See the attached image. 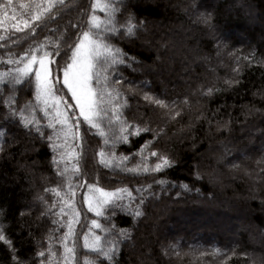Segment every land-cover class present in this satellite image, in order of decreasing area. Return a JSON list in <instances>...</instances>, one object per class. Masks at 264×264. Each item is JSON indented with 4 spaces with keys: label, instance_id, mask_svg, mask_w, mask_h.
Returning <instances> with one entry per match:
<instances>
[{
    "label": "trees",
    "instance_id": "obj_1",
    "mask_svg": "<svg viewBox=\"0 0 264 264\" xmlns=\"http://www.w3.org/2000/svg\"><path fill=\"white\" fill-rule=\"evenodd\" d=\"M111 2L120 6L121 11L116 13L118 31L110 42L127 55L125 63L113 66L108 76L110 81H119L113 87L120 91L121 100L127 101L122 118L148 131L129 136L127 143L113 140L105 144L95 129L81 122L80 139L70 141L81 153L78 160L70 162L78 163L80 168V173L72 177L75 205L80 215L74 222L75 236L67 241L70 247L75 243L73 264L97 259L95 253L83 248V236L89 229L105 241L111 238L109 229L113 235L122 229L127 231L128 237L121 238L111 264H142V258L146 261L144 264H177L170 260L180 264H264V169L257 163L253 165V162H259L264 166V0H243L239 6L234 0H195L197 10L191 13V18L204 17V26L197 25L196 28L185 13L191 12L186 0ZM4 3L6 0H0V4ZM12 3L15 12L9 9L8 19L4 18V9H0V72L14 67L4 61L10 55L22 54L33 39L43 41L44 36H48L55 41L86 27V13L91 11L92 0L56 3L52 17L46 16L45 23L37 27L36 33L27 36L28 29L20 32L12 27L16 21L11 17L28 18L31 9L21 5H30L33 0H12ZM202 9L204 14L200 13ZM248 9L253 10L256 22L261 21V24L249 25ZM96 14L102 19L105 17L99 10ZM129 14L136 26L134 34L121 35L126 31L122 25ZM208 16L210 19L206 20ZM178 20L189 28L186 34H195L198 50L195 62L190 64L194 71H186L182 76L176 67L178 64L171 63L176 62L175 53L170 54L172 60L162 63L161 53L166 52L159 45H151L158 38L157 32L162 25ZM73 24L77 27L73 28ZM149 26V33L138 37ZM241 33L245 39L239 40L236 37ZM219 40H226L227 45L223 48L222 67L217 71L212 87L210 80L214 79L208 70L211 62L205 60L215 58ZM60 51L61 54L65 51L63 45ZM56 60L58 65H63L61 57L57 56ZM53 68L55 75L56 66ZM136 70L144 73L141 75ZM181 77L185 78L184 82ZM232 79L239 83L231 86L226 83ZM16 87L15 106L18 108L33 96L26 87ZM145 94L165 101L169 107L145 100ZM7 97L5 84H0V228L4 229L16 251L12 253L0 241V264H13L12 255L25 257L26 264H48L49 249L59 261L63 253L59 240L67 232L68 219L57 215L59 201L67 190L64 177L58 174L65 162H57L58 151H54L52 142L47 140L52 130L45 126L42 113L38 112L37 118L41 119L43 138L34 129L24 128L18 117L10 115L4 103ZM65 98L73 103L69 97ZM178 129H183V133L177 135ZM246 131L253 133L255 138L249 145L248 154L260 153L251 157L250 163L246 164L247 170L255 173L257 169L262 170L257 175L260 182L254 185L252 196H249L252 192L248 179L224 168V161L229 163L234 159L228 157L218 163L215 157L219 144L223 143L230 150L232 147L237 149L240 133ZM142 147L145 148L143 155L156 151L158 156L166 155L173 163L158 172L128 171L140 163ZM246 148L248 150V146ZM101 150L115 153L113 166L100 162L98 153ZM122 157L127 159L122 160ZM156 160V157L148 156L147 162L153 165ZM116 163L120 166L116 167ZM215 170L220 172L223 185L214 182ZM198 172L203 173L205 179H197ZM78 180L94 183L107 191L129 188L135 197L133 207L143 199L140 205L143 215L134 218L126 210H116L109 215L106 210L104 216L97 217L83 204L87 188L77 186ZM236 211L245 231L232 239L219 220L231 219ZM185 214L201 215L204 221L198 228L194 222H189L186 227ZM93 219L105 231L95 229L91 225ZM173 224L179 228L176 232ZM253 233L259 238L257 246L251 243ZM133 244L134 248H129ZM38 252L45 255L38 256ZM99 259L103 260L102 257ZM104 264L109 262L104 261Z\"/></svg>",
    "mask_w": 264,
    "mask_h": 264
},
{
    "label": "snow or ice",
    "instance_id": "obj_2",
    "mask_svg": "<svg viewBox=\"0 0 264 264\" xmlns=\"http://www.w3.org/2000/svg\"><path fill=\"white\" fill-rule=\"evenodd\" d=\"M56 3L63 4L64 0H33L30 5H21L22 8L31 9L30 15L21 20H17L13 15L11 19L16 23L12 27L20 32L28 29V33H25L26 36L29 33L35 34L37 27L45 23V17L47 16L49 19L52 17V10ZM0 9H4L5 19L9 18V9L15 12L12 0H6V3L0 4ZM97 10L105 13L103 19L96 14ZM124 10L127 11L126 6ZM120 11V6L114 5L111 0H92L91 11L86 13V27L73 33L72 36L58 38L55 41L50 40L48 36H44L43 41L33 39L22 54L10 55L4 61L6 65L15 66L0 72V84H5L8 92L4 103L8 106L10 115L18 117V122L24 128L34 129L43 138L41 119L37 118V113H42V119L46 122L45 126L52 130V134L47 136V140L52 142L53 150L58 151V160L57 157H54V160L65 162L63 170L58 174L64 177V187L67 190L59 201L60 210L57 215L67 216V232L59 240L63 246L62 256L59 261L55 260V254L49 249L48 264H73L76 259L75 243L70 247L67 241L69 237L75 236L74 222L80 215L75 205V188L72 186V177L80 173V168L78 163L70 162L78 160L81 153L70 141L80 139L79 126L81 122L87 124L90 129H95L104 138L105 144H109L113 140L127 143L129 136L138 135L141 131H148L147 128H141L134 123L130 124L127 119L122 118V109L126 106L127 101H122L120 91L113 87V84H119V81H110L108 76V72L113 66L125 63L127 55L110 42L113 34L118 31L116 13ZM205 19H210V17ZM72 27L76 28L77 25L73 24ZM122 27L126 31L120 33L121 35L131 36L134 34L136 26L133 24L131 14L124 20ZM61 45L65 49L63 54L60 51ZM57 56L63 60L62 66L58 65ZM54 65L56 66L55 75ZM226 83L231 86L239 81L232 79ZM16 86L26 87L33 96L32 100L26 101L18 108L15 106ZM66 96L74 103H69ZM145 100H150L163 108L169 107L165 101L158 98L153 99L147 94H145ZM176 115H179V112ZM109 132L112 133L111 136H109ZM144 151L145 148L142 147L140 163L132 169H127L128 171L158 172L173 163L166 155L158 156L156 151H149L148 156L157 158L153 165H149L148 156L143 155ZM98 155L102 164L108 167L113 166L115 153H106L101 150ZM121 159L126 160L127 157ZM115 166L119 167L120 165L116 163ZM77 186L87 188L83 194V204L87 206L89 212L95 213L97 217L104 216L106 210L109 215H112L116 210L129 211L134 218L143 215L140 208L143 199H140L139 203L133 207L135 197H133L132 190L127 187L107 191L94 183L80 180H78ZM56 195L60 196V192L56 191ZM91 225L95 229L105 231L96 219L91 221ZM109 235L111 238L105 241L91 229L84 234L83 248L95 253L97 258L95 260L85 259L84 264H104V261L111 264L114 261L121 238H127L128 233L122 229L113 235L109 229ZM0 241L7 245L12 253H15V247L3 228H0ZM37 255L44 256L45 253L38 252ZM101 257L103 260L99 259ZM11 260L13 264H26V258L19 255H12Z\"/></svg>",
    "mask_w": 264,
    "mask_h": 264
},
{
    "label": "rangeland",
    "instance_id": "obj_3",
    "mask_svg": "<svg viewBox=\"0 0 264 264\" xmlns=\"http://www.w3.org/2000/svg\"><path fill=\"white\" fill-rule=\"evenodd\" d=\"M194 3H195V0H186V4L190 6L189 8L191 9V12H189V10H188L185 13L187 14V17H189L191 19V21L193 23H195V28H196L197 25L198 26H204V24H203L204 17H203V15L202 16L197 15V16H195L196 18H194V19L191 18V17H193V14H191V13L193 11L197 10L196 6H194ZM234 3L236 4V6H239L241 3L243 4L244 2H243V0H234ZM187 5H185V6H187ZM199 8H201V7L199 6ZM200 11H201L200 12L201 14H204L203 9ZM209 11H211V10L209 9ZM247 12L248 13H246V15L249 17L251 16V18L248 21L249 25L254 27L255 25L261 24L260 23L261 21L256 22V19L254 18L253 10L251 11L250 9H248ZM183 25L184 24L179 22V20L174 22V23H171V24L162 25L159 28V31L157 32L158 38L155 37L156 40L151 42V45H159V48L162 47L163 48L162 50L164 52H166V53H164L165 55L161 53L160 61L162 63L163 62L165 63V62L172 60L170 54L175 53V57L177 58L176 62L172 61L171 63L174 65L176 63L178 64V65H176V67L179 69L180 75L181 74L185 75L187 72H191V70H192V72L194 71L190 64H193L195 62V57H197V55H198V50L196 47L197 42L195 41L196 40L195 37H193L195 34L193 33L192 36L186 34L187 31H189V28L186 26H183ZM150 29H151L150 26L147 29H143L142 32L139 33L138 37L147 35L149 33ZM206 29H208V27ZM208 30L213 31L210 27ZM228 38L229 37L226 38L227 42H228ZM236 38H238L239 40L243 39V38L245 39V35H244V33H241ZM217 42H219V44H217V47H216L217 54H216L215 58L213 60H209V59L205 60L207 63L211 62V64H210L211 68H209L208 70L210 72H212L211 74H212L213 79H214V80H210V85L212 87H214V85H215L214 83L216 82L217 71L219 69H221V67H222L220 65V61L222 59L223 48L225 45H227L226 40L225 41L219 40ZM173 49H175V50L173 51ZM226 57L229 58V56H226ZM146 67H148V66H146ZM136 71L141 75L144 73V72L139 71V70H136ZM185 78L187 80L186 76H185ZM185 78L181 77V80L184 82ZM218 129L220 130L219 127H218ZM183 131H184L183 129H181V130L178 129L176 131V134L178 135L180 133H183ZM240 134H241L240 135L241 140H239V144H238L239 146L238 145L236 146V147H238L237 149L235 147H232L230 150L227 148V146L225 147V145H223V143L219 144L217 147L218 151L215 150V157L217 158L218 163H219V161L221 162V160L223 162V160H226L228 157H229V159L230 158L234 159L229 163H225V161H224L223 162L225 165L224 168L227 172H237V173H239V175L242 174L245 178L248 179V182H249L248 184L251 187L250 192H252V193H249V196H250L251 194H253L254 185L258 184V182H260V179L257 178V175H258V173H260L259 171H262V170L257 169L256 173L252 172L251 170H247L246 164L250 163V161H251L250 159L252 156L257 155V154L260 155V153H254L253 155L251 153L248 154L249 148H251V147H249V145H251L255 139L253 133L247 134V131H246V132H241ZM246 146H248V150H247ZM256 163H257V165L260 166V167L258 166L259 168L264 169V166H262L259 162H253V165L254 164L256 165ZM233 165H235V167H233ZM195 177L199 180H202V178L205 179L204 174L203 173L201 174L200 172H198V175H196ZM220 178H221L220 172L215 170V172L213 174L214 182L215 183H222V181H221L222 179H220ZM222 185H223V183H222ZM246 188H247V186H246ZM29 207L32 208L31 205ZM219 209L220 208H218V210ZM213 210H215V209H213ZM237 211L234 212L235 215H233L234 217H231V219H223V220L220 219L219 220V222L221 223V226L226 230V232L229 233V235H230V237H232V239L238 238V234L242 231L243 232L245 231L244 226H243V221L242 222L239 221V215H238ZM185 215H186L185 216L186 220H183V221L185 222L184 226H186V227L188 226L189 222H194L195 227L198 228V226L202 225L201 223L204 221V218H202L201 215H197V214H192V215L191 214H189V215L185 214ZM176 228H177V225L173 224V231L176 232V230H179V228H177V229ZM201 230H197V231L202 232ZM250 239L252 241L251 242L252 245L257 246V242L259 241L258 236L254 235V233H253L252 236H250ZM129 248H134V244L129 246ZM168 258L169 257L166 256V259H168ZM170 261L175 262L177 264H180V262H178L177 260L176 261L170 260ZM141 262H142V264H144V262H146V261H145V259L142 258Z\"/></svg>",
    "mask_w": 264,
    "mask_h": 264
}]
</instances>
